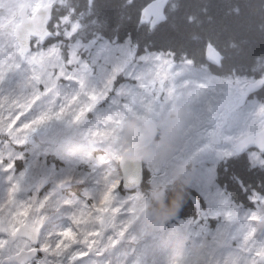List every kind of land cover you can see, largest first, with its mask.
<instances>
[{"label":"snow or ice","instance_id":"obj_1","mask_svg":"<svg viewBox=\"0 0 264 264\" xmlns=\"http://www.w3.org/2000/svg\"><path fill=\"white\" fill-rule=\"evenodd\" d=\"M96 3L39 0L30 19L0 32V136L5 141L19 145L53 121L77 124L106 96L111 95L114 104L101 126L88 133L93 143L108 144L112 155L99 161L103 167L96 180L99 189L87 202L75 205L69 227L42 231L54 205L47 197L18 198L30 178L8 177L9 190L0 197V264H86L105 253L111 256L110 264H139L133 258L135 238L121 247L137 218L134 201L139 196L119 200L116 194L121 184L140 183L137 172L146 168L150 183L163 190L172 182L171 166L205 157L264 171V0L256 5L259 21L251 20L262 38L239 65L229 64L232 57L211 37L194 34L193 46L178 50L141 46L131 32L109 35L95 16ZM137 3L123 0L122 7L134 9L137 27L148 34L179 9L177 0ZM202 11L206 14L207 8ZM230 13L240 15V5L231 7ZM186 22L198 24L194 16ZM61 86L75 91L57 109L32 116L34 105L44 96H59ZM178 106L187 110L190 121L181 128L183 144L170 160L144 161L127 155L130 149L120 136L127 119L163 122ZM14 167L11 157L0 158L4 171L11 173ZM250 199L256 208L232 237L236 244L229 251H220L228 243L222 235L204 229L194 233L198 243L209 242L203 264H264V195L253 192ZM190 254L189 250L173 255L171 264H190Z\"/></svg>","mask_w":264,"mask_h":264},{"label":"rangeland","instance_id":"obj_2","mask_svg":"<svg viewBox=\"0 0 264 264\" xmlns=\"http://www.w3.org/2000/svg\"><path fill=\"white\" fill-rule=\"evenodd\" d=\"M22 5L29 8V14H32L38 8L39 0H15V7L8 9L0 20L2 25L0 32H9L17 25L20 21L17 14ZM74 91L70 86H61L59 96L53 94L42 97L34 105L31 115L39 116L49 110L57 109ZM101 100L81 122L68 124L65 121H53L37 132L29 134L19 145L15 141L9 143L0 136V158L7 160L11 157L15 161L11 173L0 168V197L6 195L9 190L10 175L19 177L23 174L30 178L17 196L21 199L47 197L52 202L54 207L49 210L42 225L44 232H55L69 227L75 205L87 202L99 189L96 180L103 171L99 161L109 159L112 149L108 144L93 143L88 133L101 126L102 120L114 110L111 95ZM53 145L61 147L60 154L51 150ZM218 166V161L214 158L205 157L192 163V168L188 172L187 185L196 188L204 200L196 216L170 218L151 227L143 219L136 218L129 226L126 240L121 242V247H127L135 238L133 258L139 264H171V257L178 242L184 241V251H189L194 241L199 242V238L194 233H199L201 229L206 233L220 234L225 238L228 243L221 248L222 253L234 247L236 240L232 237L244 227L245 217L255 210L256 205L250 199L253 192L248 198L249 205L231 199L229 193L216 183ZM146 174V185L150 190L152 177L148 171ZM69 175L73 177L71 180L66 179ZM40 177H46L49 184L47 189L38 192L36 185ZM172 183L167 184L163 191L165 192ZM63 184H67V187L60 189ZM71 185H80V188H77L78 191H70ZM116 194L119 200L148 195L141 189L121 194L119 188ZM260 194L264 195V192ZM229 214L233 217L231 220L227 218ZM109 259H111L110 254L105 253L102 257L86 261V264H98V261L99 264H110Z\"/></svg>","mask_w":264,"mask_h":264},{"label":"trees","instance_id":"obj_3","mask_svg":"<svg viewBox=\"0 0 264 264\" xmlns=\"http://www.w3.org/2000/svg\"><path fill=\"white\" fill-rule=\"evenodd\" d=\"M82 2V0H72ZM260 0H177L179 9L169 16L166 23L161 24L154 33L148 34L144 28H138L134 9L122 7L123 0H97L95 16L105 25L104 31L109 35L123 37L131 32L133 38L138 40L141 46L150 45L153 48H176L192 47L190 38L197 34L205 38L211 37L225 54L231 56L229 64H243L246 54L253 43L257 46L261 40V33L256 24L251 20L259 21L260 16L256 5ZM140 0H138L137 6ZM251 4L252 7H245ZM240 5V15L230 13L231 7ZM207 8L205 14L202 9ZM5 14H0V20ZM10 16V15H9ZM189 16L196 17L198 24H188ZM11 18V16H10ZM2 31V25H0ZM232 43L236 47H230ZM198 47V45H197ZM55 153H61V147H51ZM59 160L61 158L59 157ZM60 164V163H59ZM144 181L139 189L148 193L146 185L147 171ZM216 180L224 185L231 197L238 202H246L253 189L258 193L264 192V171L246 168L242 162H220ZM242 182V188L241 184ZM78 191L79 186L72 185ZM173 183L165 191L166 195H172ZM123 194L122 186L119 187ZM131 193V192H127ZM196 200H202V196L196 189L187 186L185 196L180 208L171 219L194 216L198 212ZM111 259H109L110 262ZM108 262V263H109Z\"/></svg>","mask_w":264,"mask_h":264},{"label":"clouds","instance_id":"obj_4","mask_svg":"<svg viewBox=\"0 0 264 264\" xmlns=\"http://www.w3.org/2000/svg\"><path fill=\"white\" fill-rule=\"evenodd\" d=\"M13 7L15 0H0V14ZM189 121L190 115L183 106L169 112L163 122L129 118L123 124L121 141L130 149L127 155H134L144 161L170 160L176 149L183 144L180 130ZM191 168V162L171 166L169 174L173 182L172 195L168 196L159 186L152 185L147 197L140 195L134 201L137 218L143 219L151 227L174 216L183 202ZM261 227H264V222ZM208 245V241H203L190 248V264H203ZM184 246V241L178 242L174 255L182 254Z\"/></svg>","mask_w":264,"mask_h":264},{"label":"water","instance_id":"obj_5","mask_svg":"<svg viewBox=\"0 0 264 264\" xmlns=\"http://www.w3.org/2000/svg\"><path fill=\"white\" fill-rule=\"evenodd\" d=\"M17 16L20 18V21L17 23V25H20L23 22H25L28 19H30L33 15L32 16L28 15V8H26L25 5L24 6L22 5L21 8L18 11ZM128 168H129V171H131L132 168H133V166L132 165H129ZM136 174L141 177L140 183L138 185H136L135 187H125L124 184H121V186H122V188L124 190H126V191H133L137 187H140L142 185V183L144 181V178H145V171L143 170V172H137ZM47 183H48V180H47L46 177H40L39 178V181H38V188L40 189V188L44 187L45 185H47Z\"/></svg>","mask_w":264,"mask_h":264},{"label":"bare ground","instance_id":"obj_6","mask_svg":"<svg viewBox=\"0 0 264 264\" xmlns=\"http://www.w3.org/2000/svg\"><path fill=\"white\" fill-rule=\"evenodd\" d=\"M39 181V180H38ZM48 188V183H47V185H45L44 187H42V188H38V183H37V185H36V190L38 191V192H40V191H44L45 189H47Z\"/></svg>","mask_w":264,"mask_h":264},{"label":"flooded vegetation","instance_id":"obj_7","mask_svg":"<svg viewBox=\"0 0 264 264\" xmlns=\"http://www.w3.org/2000/svg\"><path fill=\"white\" fill-rule=\"evenodd\" d=\"M101 102H102V100H101ZM100 102V103H101ZM242 182H239V184H241ZM221 187H223V189L225 188V186L224 185H220ZM239 203H242L243 205H248V203H246V202H239Z\"/></svg>","mask_w":264,"mask_h":264}]
</instances>
